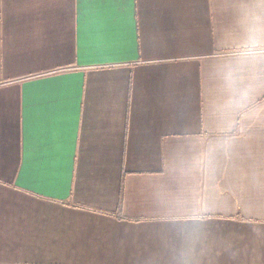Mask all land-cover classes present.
I'll return each mask as SVG.
<instances>
[{
  "label": "crops",
  "instance_id": "crops-1",
  "mask_svg": "<svg viewBox=\"0 0 264 264\" xmlns=\"http://www.w3.org/2000/svg\"><path fill=\"white\" fill-rule=\"evenodd\" d=\"M256 2L0 0V264H264Z\"/></svg>",
  "mask_w": 264,
  "mask_h": 264
},
{
  "label": "clouds",
  "instance_id": "clouds-1",
  "mask_svg": "<svg viewBox=\"0 0 264 264\" xmlns=\"http://www.w3.org/2000/svg\"><path fill=\"white\" fill-rule=\"evenodd\" d=\"M240 14L253 55L264 57V0L241 4ZM236 75L235 70L229 72L226 78V84L229 87L235 82Z\"/></svg>",
  "mask_w": 264,
  "mask_h": 264
},
{
  "label": "trees",
  "instance_id": "trees-1",
  "mask_svg": "<svg viewBox=\"0 0 264 264\" xmlns=\"http://www.w3.org/2000/svg\"><path fill=\"white\" fill-rule=\"evenodd\" d=\"M122 200H120V210H121Z\"/></svg>",
  "mask_w": 264,
  "mask_h": 264
}]
</instances>
